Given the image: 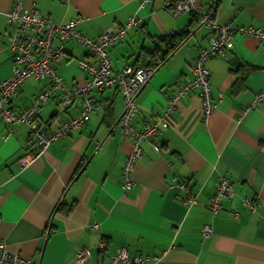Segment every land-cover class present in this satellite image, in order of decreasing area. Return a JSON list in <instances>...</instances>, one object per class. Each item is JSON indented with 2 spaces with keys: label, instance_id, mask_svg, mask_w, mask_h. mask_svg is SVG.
Wrapping results in <instances>:
<instances>
[{
  "label": "crops",
  "instance_id": "obj_1",
  "mask_svg": "<svg viewBox=\"0 0 264 264\" xmlns=\"http://www.w3.org/2000/svg\"><path fill=\"white\" fill-rule=\"evenodd\" d=\"M0 0V81L13 72L9 45L16 26L8 11L19 3L37 8L57 22L79 18L78 30L98 38L132 16L139 25L109 47L112 67H146L159 38L199 27L154 72L137 95L139 128L159 117L169 98L195 77L199 50L209 44V29L199 15H173L164 0ZM212 3L214 17L232 25L264 28V0H198ZM217 6V10L214 8ZM227 58H212V96L216 109L206 116L200 89L177 104L171 123L152 141L140 142L143 155L134 165L136 184L122 186L123 164L134 138L120 124L125 96L118 84L95 87L96 109L90 119L56 139L26 166L19 159L36 144L29 124L8 125L0 118V239L9 248L41 264H77L76 252L89 247L83 264H109L119 248L132 254L159 255L155 264H264V100L243 114L264 88V39L236 35ZM65 55L56 63L68 86L85 85L89 73L79 60L97 57L76 38L63 42ZM50 83L26 79L10 98L24 109ZM62 92L40 107L39 121L48 131L83 110L81 98L64 103ZM221 176L233 193L219 213L210 209ZM189 191V193H188ZM190 194L196 201L186 204ZM98 223L94 228L92 224ZM211 225L212 234L202 228ZM105 238L102 252L98 244ZM143 264H153L147 261Z\"/></svg>",
  "mask_w": 264,
  "mask_h": 264
},
{
  "label": "built area",
  "instance_id": "obj_2",
  "mask_svg": "<svg viewBox=\"0 0 264 264\" xmlns=\"http://www.w3.org/2000/svg\"><path fill=\"white\" fill-rule=\"evenodd\" d=\"M151 0H144L143 5ZM164 8L173 15L192 12L201 17V25L209 29V44L201 48L194 64L195 77L186 80L182 86L169 98V106L159 117L149 121L144 128H139L135 122L138 112L137 95L152 76L154 69L127 65L121 71H115L109 55V47L119 44L132 27L139 25L141 18L132 16L126 23L117 28H110L98 38H93L78 30L79 18H72L68 22L59 23L53 17L42 13L39 9L23 8L19 3L8 11V22L16 26V33L9 45L14 57L12 74L0 81V118L8 125L9 131L14 124H29V138L36 144L35 149L23 155L20 165L26 166L33 160L41 157L51 144L58 138L67 135L73 128L81 126L90 119V114L96 109V97L93 89H104L118 84L125 96V109L120 119L123 132L134 138L132 150L123 164L124 180L122 186L131 188L136 184L133 169L136 161L143 155L141 140L148 138L154 140L171 123L177 104L193 89H200L203 99L204 113L210 116L216 109L217 103L212 96L210 83L211 71L207 65L212 58H227L234 47L236 35H252L264 39V28L255 25H232L229 22H219L215 19L212 3H199L198 0H164ZM78 39L91 54L97 57V62H90L87 58L79 60V65L89 73L85 85L68 86L57 71L56 63L65 55L63 42ZM35 77L39 80L50 78L49 85L41 90L29 106L16 109L10 105V98L15 94L22 83ZM62 92L64 103L75 98H81L83 110L80 115L73 116L51 131L43 128L38 117L41 105ZM264 100V88L256 93L253 104L248 105L243 114L253 108L256 103ZM233 182L227 176H221L215 193L210 198V209L219 213L224 208V200L233 193ZM189 193V191H188ZM196 196L190 194L185 203L196 201ZM94 228L98 223L92 224ZM204 236L212 234L211 225L202 228ZM107 242L102 238L98 244L99 249L105 252ZM91 257L89 247L79 248L76 252V263L83 264ZM162 259L159 255L132 254L126 247L119 248L117 254L112 256L109 264H143L151 261L153 264ZM0 264H41L39 260L25 257L19 252L9 248L6 241L0 239Z\"/></svg>",
  "mask_w": 264,
  "mask_h": 264
},
{
  "label": "trees",
  "instance_id": "obj_3",
  "mask_svg": "<svg viewBox=\"0 0 264 264\" xmlns=\"http://www.w3.org/2000/svg\"><path fill=\"white\" fill-rule=\"evenodd\" d=\"M189 29H182L181 31L170 33L162 36L158 40L156 48L148 50L152 58L146 63L147 68L155 69L161 65L168 56L187 38ZM11 43V42H10ZM43 105V104H42Z\"/></svg>",
  "mask_w": 264,
  "mask_h": 264
},
{
  "label": "water",
  "instance_id": "obj_4",
  "mask_svg": "<svg viewBox=\"0 0 264 264\" xmlns=\"http://www.w3.org/2000/svg\"><path fill=\"white\" fill-rule=\"evenodd\" d=\"M217 10V6L214 8V11ZM199 30V27H194V28H189V33L187 35V38L186 39H190L191 37H195L197 36V31ZM120 122V118L119 120L116 122V125L119 124Z\"/></svg>",
  "mask_w": 264,
  "mask_h": 264
},
{
  "label": "rangeland",
  "instance_id": "obj_5",
  "mask_svg": "<svg viewBox=\"0 0 264 264\" xmlns=\"http://www.w3.org/2000/svg\"><path fill=\"white\" fill-rule=\"evenodd\" d=\"M247 26V25H246ZM203 30H205L204 28H200V30L198 31V34H199V32H201V31H203ZM196 37V36H195ZM195 37H191V38H195ZM191 38L189 39V40H191ZM234 44H235V42H234ZM201 50V49H200ZM200 50H199V52H200ZM110 55V54H109ZM198 55H199V53H198ZM197 55V56H198ZM111 58V57H110ZM197 58V57H196ZM218 58V57H217Z\"/></svg>",
  "mask_w": 264,
  "mask_h": 264
}]
</instances>
